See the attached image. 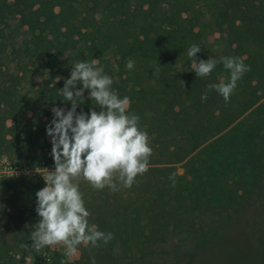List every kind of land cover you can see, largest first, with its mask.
<instances>
[{
	"label": "trees",
	"instance_id": "obj_1",
	"mask_svg": "<svg viewBox=\"0 0 264 264\" xmlns=\"http://www.w3.org/2000/svg\"><path fill=\"white\" fill-rule=\"evenodd\" d=\"M0 14L28 22L41 14V29L30 26L23 41L24 58L63 61L68 69H57L59 79L23 102L3 85L0 150L20 139L22 113L36 126L48 119L50 100L65 111L71 108L60 90L80 60L99 59L98 66L113 80L112 90L120 99L129 98L127 114L137 115L140 129L147 132L152 155L146 173L130 188L119 181L117 191L90 187L91 200L104 204L97 206V217H103L99 228L120 246L122 233L136 236L140 231L141 212L149 243L182 235L183 243L201 251L228 232L246 207L264 208V0H0ZM3 32L0 27V52ZM209 34L217 36L214 53ZM193 45L201 49L197 62L232 57L250 66L227 102L207 86L227 83L229 70L218 63L207 77L196 76L187 55ZM129 59L134 61L131 70ZM92 109L100 110L85 90L76 111ZM180 163L182 175L177 174ZM40 189L29 186L23 194V206L32 216L38 215ZM196 210L205 226H195ZM263 228L256 230L262 256Z\"/></svg>",
	"mask_w": 264,
	"mask_h": 264
},
{
	"label": "rangeland",
	"instance_id": "obj_2",
	"mask_svg": "<svg viewBox=\"0 0 264 264\" xmlns=\"http://www.w3.org/2000/svg\"><path fill=\"white\" fill-rule=\"evenodd\" d=\"M41 21V14L29 22L19 17L6 19L0 14V27L6 37L0 52V89L3 85L9 86L22 102L32 98L40 86L57 78V73H54L57 69L68 70L63 61L57 64L53 59L45 63V60L24 58L23 41L29 38L27 32L30 26L40 30ZM216 38L210 34L206 38L210 48H213L212 53L218 43ZM53 107L65 110L57 101L50 100L45 107L48 119H43L44 123L36 126L29 114L22 113L25 118L20 139L4 145L0 150V264H92L93 258L95 264H264V255H261L256 241V230L264 225V208L258 204L239 212L228 232L222 233L213 244L201 251H195L187 242L183 243L182 235L149 243L146 240L147 218L142 212L139 217L140 231L136 236L122 233L123 246L112 238L107 243L98 241L95 247L82 244L73 255H68L62 244L37 250L31 233L40 217L29 214L22 199L29 186L45 187L43 169L54 170L51 140L46 132L54 118ZM183 171L180 163L177 174L182 175ZM74 182L78 183L84 206L90 213L89 224L102 231L99 224L103 217H97V206L104 204L91 200L89 192L92 186L89 182L83 178ZM121 191V194H126L125 189ZM105 205L106 210L108 205ZM140 210H144L143 206ZM197 211L194 212L196 227L204 224L200 223L203 219Z\"/></svg>",
	"mask_w": 264,
	"mask_h": 264
},
{
	"label": "clouds",
	"instance_id": "obj_3",
	"mask_svg": "<svg viewBox=\"0 0 264 264\" xmlns=\"http://www.w3.org/2000/svg\"><path fill=\"white\" fill-rule=\"evenodd\" d=\"M200 50L199 46L193 45L187 53L196 76L207 77L218 63H223L229 70L227 83L207 86L227 102L237 81L250 71V66L232 57L197 62L196 54ZM98 65L99 59L76 62L60 90L64 99L71 103V108L67 111L52 108L54 118L46 132L51 137L55 167L52 171L43 169L45 187L36 192V212L40 220L31 233V240L37 250L62 244L67 254L73 255L82 244L95 247L98 241H110L111 233L106 234L89 224L90 213L84 206L78 183L74 181L83 178L95 189L107 186L117 191L116 181L130 188L136 177L149 169L152 148L148 134L140 129L137 115L127 114L129 98L118 97L111 88L112 78ZM126 67L131 70L134 61L129 59ZM77 85L82 87L77 88ZM85 90L89 99L99 105V111L92 109L87 114L77 113L78 104L84 102ZM201 99L206 100L207 93ZM170 179L174 181V174ZM92 264H95L94 258Z\"/></svg>",
	"mask_w": 264,
	"mask_h": 264
}]
</instances>
